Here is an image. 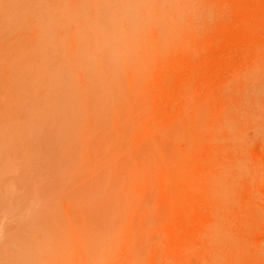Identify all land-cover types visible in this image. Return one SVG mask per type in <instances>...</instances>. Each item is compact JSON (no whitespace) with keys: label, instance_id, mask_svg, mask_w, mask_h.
<instances>
[{"label":"rangeland","instance_id":"1","mask_svg":"<svg viewBox=\"0 0 264 264\" xmlns=\"http://www.w3.org/2000/svg\"><path fill=\"white\" fill-rule=\"evenodd\" d=\"M0 264H264V0H0Z\"/></svg>","mask_w":264,"mask_h":264},{"label":"bare ground","instance_id":"2","mask_svg":"<svg viewBox=\"0 0 264 264\" xmlns=\"http://www.w3.org/2000/svg\"><path fill=\"white\" fill-rule=\"evenodd\" d=\"M144 3H145V2H144ZM161 3H162V2H161ZM167 6H168V5H167ZM157 7H158V5H157ZM160 8H161V7H160ZM160 8H159V9H160ZM156 9H158V8H156ZM159 11H160V10H159ZM145 13H146V12H145ZM157 14H158V13H157ZM159 14H160V13H159ZM159 14H158V15H159ZM158 15H157V18H158ZM176 15H177V14H176ZM156 24H157V23H156ZM157 25H159V27H160V24H157ZM162 25H163V24H162ZM155 27H156V26H155ZM159 27H158V28H159ZM155 29H157V28H155ZM159 29H160V28H159ZM162 29H164V28L162 27ZM162 29H161V30H162ZM166 29H167V28H166ZM166 29H165V30H166ZM165 30H164V31H165ZM168 30H169V29H167L166 31H168ZM166 31H165V32H166ZM142 34H143V33H142ZM117 40H118V39H117ZM141 40H143L142 37H141ZM141 42H142V41H141ZM134 43H135V42H134ZM134 43H133V44H134ZM128 45H129V43H128ZM131 47H132V46H131ZM134 48H135V46H134ZM121 49H122V48H121ZM122 50H123V49H122ZM124 50H125V49H124ZM128 50H129V49H128ZM130 50H131V49H130ZM130 50H129V52H126V53H128L129 55H130V54L133 55V54H132L133 52L130 53ZM149 50H150V49H149ZM149 50H147L146 52H149ZM118 51H119V50H118ZM126 53H125V54H126ZM118 54H119V53H118ZM118 54H117V55H118ZM127 56H128V55H127ZM116 57H117V56H116ZM145 57H146V56H145ZM133 58H134V57H133ZM146 58H147V57H146ZM130 59H131V58H130ZM135 59H136V58H135ZM117 60L119 61V59H117ZM117 60H116V61H117ZM131 62H133V63L135 64V60H134V61L132 60ZM114 63H115V62H114ZM127 63H128V62H127ZM117 64H118V63H117ZM131 64H132V63H130V65H131ZM134 64H132V65H134ZM130 65H129V66H130ZM115 66H117V65H115ZM119 68H120V67H119ZM115 69H116V68H115ZM116 70H117V69H116ZM119 72H120V71H119ZM113 77H114V76H113ZM115 77H116V75H115ZM118 77H119L120 79L122 78V77H120V75H119ZM120 79H119V81H120ZM124 84H125V83H124ZM133 84H134V82L132 83L131 88L133 87ZM118 86H119V85H118ZM122 86H123V83H122ZM123 87H124V86H123ZM123 87H122V88H123ZM119 88H120V87H119ZM125 89H126V88H125ZM125 89H124V90H125ZM127 90H129V88H128ZM125 91H126V90H125ZM125 91H124V92H125ZM134 91H135V90H134ZM134 91H132V92H134ZM118 92H119V90H118ZM124 92H123V93H124ZM126 92H127V91H126ZM132 92H130L131 95H132ZM123 93H122V94H123ZM130 93H128V94L130 95ZM126 94H127V93H126ZM126 94H125V95H126ZM119 95L122 96L121 94H119ZM140 96L143 98V100L145 99V97L142 96L141 94H140L139 97H137L136 99H137V100H141V99H140V98H141ZM128 97L130 98V96H128ZM119 98H120V97H119ZM124 98H125V96H124ZM129 100H130V103H131L132 98L129 99ZM144 101H145V100H144ZM136 102L139 103L138 101H136ZM136 102H134V103H136ZM134 103L131 104V105H132V106H133V105H137V103H136V104H134ZM143 103L147 104L148 102H143ZM148 105H149V103H148ZM143 106H144V105H143ZM143 106H142V103H141V107H140V103L138 104V107H139V108H142ZM138 107H137V108H138ZM122 108H123V107H122ZM131 108H132V107H131ZM135 108H136V106H135ZM137 108H136V110L139 109V108H138V109H137ZM133 109H134V108H132V109L130 110V112L132 113V114H131V117H134V114H135L134 112L137 113V111H136V110L133 111ZM149 109H150V108H149ZM141 110H142V109H140V112H141ZM146 110H147V109H146ZM132 111H133V112H132ZM138 111H139V110H138ZM142 111H143V110H142ZM151 112H154V111L151 110ZM138 113H139V112H138ZM138 113H137V114H138ZM141 113H142V112H141ZM141 113H140V114H141ZM137 114H136L135 117L138 118V116H139L140 114H139L138 116H137ZM132 115H133V116H132ZM141 115H143V114H141ZM144 115L146 116L147 113H145ZM148 115H149V114H148ZM135 117H134V118H135ZM137 118L134 119L135 124H137L138 121L142 119V117H141V119H140V116H139V120H138ZM132 119H133V118H132ZM136 120H138V121L136 122ZM146 123H147V122H146ZM140 124H141V123H140ZM124 125H125V123H124ZM126 126H127V125H126ZM126 126L124 127V130H125V131H128V130H129V128H128L129 126L127 127L128 130L125 129ZM144 126H145V124H144ZM143 128H144V127H143ZM139 129H140V128H139Z\"/></svg>","mask_w":264,"mask_h":264}]
</instances>
